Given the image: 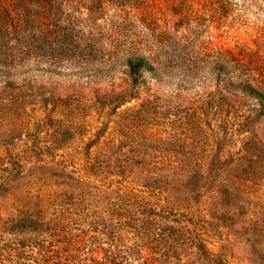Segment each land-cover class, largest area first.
I'll return each instance as SVG.
<instances>
[{
    "label": "rangeland",
    "instance_id": "1",
    "mask_svg": "<svg viewBox=\"0 0 264 264\" xmlns=\"http://www.w3.org/2000/svg\"><path fill=\"white\" fill-rule=\"evenodd\" d=\"M225 1L0 0V264H264V0Z\"/></svg>",
    "mask_w": 264,
    "mask_h": 264
},
{
    "label": "trees",
    "instance_id": "2",
    "mask_svg": "<svg viewBox=\"0 0 264 264\" xmlns=\"http://www.w3.org/2000/svg\"><path fill=\"white\" fill-rule=\"evenodd\" d=\"M225 4H228V2H226L225 0H217V9H218L220 16L222 14L221 9L224 6H226ZM8 10H9L8 14L10 15L13 8L9 7ZM21 11H22L21 16H25V17L29 16V13L26 12V9H22ZM50 12L52 13V9L46 7V10L44 13L50 14ZM19 20H22V18H20ZM10 24H12V23H10ZM11 26H13V31H18V29H19L18 23H14ZM41 32L44 33L45 30H42ZM47 35L48 34L41 36V38L48 40L47 37H49V36H47ZM125 65L128 67V71L130 73V76L133 77L134 79H138L139 75L142 74L146 70L155 69L154 64L152 63L150 58L146 55H141V54H133V55H129L128 57H126ZM242 90L246 91L251 96L258 99L260 101V104L262 106H264V92L263 91H261L260 89H258L257 87H255L254 85H252L248 81L244 82ZM55 256L56 257H55V261H54L55 263L54 264H76L77 259H78V253H77V249L75 247H72L71 250L68 251V253L66 254L65 257L62 256L60 250H58L56 252ZM93 261L95 264H103V262H101L98 259H94Z\"/></svg>",
    "mask_w": 264,
    "mask_h": 264
}]
</instances>
